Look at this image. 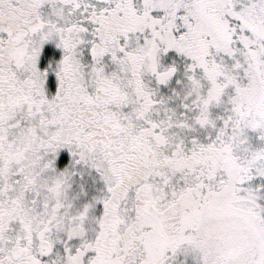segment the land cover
I'll list each match as a JSON object with an SVG mask.
<instances>
[{
    "label": "snow or ice",
    "instance_id": "obj_1",
    "mask_svg": "<svg viewBox=\"0 0 264 264\" xmlns=\"http://www.w3.org/2000/svg\"><path fill=\"white\" fill-rule=\"evenodd\" d=\"M0 264H264V0H0Z\"/></svg>",
    "mask_w": 264,
    "mask_h": 264
}]
</instances>
